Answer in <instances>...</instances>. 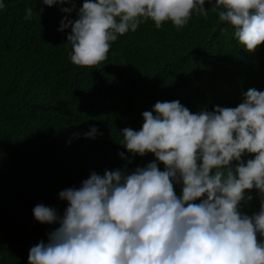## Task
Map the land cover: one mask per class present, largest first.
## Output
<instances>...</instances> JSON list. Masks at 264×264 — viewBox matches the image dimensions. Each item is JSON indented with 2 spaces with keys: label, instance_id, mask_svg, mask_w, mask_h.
<instances>
[{
  "label": "clouds",
  "instance_id": "clouds-1",
  "mask_svg": "<svg viewBox=\"0 0 264 264\" xmlns=\"http://www.w3.org/2000/svg\"><path fill=\"white\" fill-rule=\"evenodd\" d=\"M40 2L70 4L64 13L76 7L72 0ZM205 4L246 51L264 43V0H83L77 18L65 16L58 31L70 28L71 63L91 68L142 23L181 29L193 12L208 15ZM25 13L29 20L33 9ZM242 96L236 107L193 113L173 100L142 112L141 128L120 130L119 143L132 156L151 153L155 160L131 172L127 164L92 172L78 187L61 190L62 215L37 204L35 221L58 227L29 249L28 264H264V239H257L264 238V91L249 88ZM98 134L93 125L82 135ZM253 189L260 207L248 215L240 209Z\"/></svg>",
  "mask_w": 264,
  "mask_h": 264
},
{
  "label": "trees",
  "instance_id": "trees-1",
  "mask_svg": "<svg viewBox=\"0 0 264 264\" xmlns=\"http://www.w3.org/2000/svg\"><path fill=\"white\" fill-rule=\"evenodd\" d=\"M0 10V264H28L29 249L47 242L57 224L35 221L37 204L67 207L58 193L78 187L92 172L103 175L155 160L151 153L132 156L119 143L120 130H139L142 112L157 101L179 100L191 112L213 106L236 107L249 88L264 91V43L248 52L233 29L193 12L181 29L151 20L112 43L107 60L94 67L71 63L70 32L58 31L67 16L75 20L83 0L70 13L64 5L40 0H3ZM33 16L25 20V9ZM94 139L84 138L91 126ZM74 133H80L79 137ZM125 153L121 159L118 153ZM251 158V154L242 159ZM131 161L130 163L128 161ZM160 170L163 164L158 163ZM182 185H174L179 196ZM253 199L241 211H259ZM257 239H264L257 236Z\"/></svg>",
  "mask_w": 264,
  "mask_h": 264
}]
</instances>
